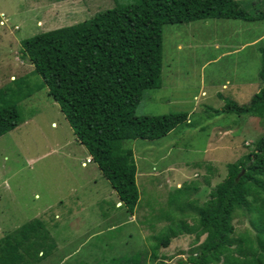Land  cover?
Returning <instances> with one entry per match:
<instances>
[{"label":"rangeland","instance_id":"1","mask_svg":"<svg viewBox=\"0 0 264 264\" xmlns=\"http://www.w3.org/2000/svg\"><path fill=\"white\" fill-rule=\"evenodd\" d=\"M127 1L132 0H0V86L21 75L39 80L22 55L21 38ZM240 1L248 12L264 6V0ZM263 32L264 19L163 25L162 84L143 90L134 113L185 111L187 118L162 137L121 142L132 150L136 166L139 196L132 214L119 206L96 165L85 162L83 145L46 88L21 100L24 120L0 135V237L40 219L54 248L34 264H108L112 256L147 249L149 236L167 222L157 216L166 209L168 192L190 183L196 189L188 197L205 200L225 175L226 163L245 159L264 134V117L223 110L227 99L244 104L258 91ZM250 215L233 217L236 231H252ZM192 239L182 233L158 253L171 262L184 258L194 246Z\"/></svg>","mask_w":264,"mask_h":264},{"label":"trees","instance_id":"2","mask_svg":"<svg viewBox=\"0 0 264 264\" xmlns=\"http://www.w3.org/2000/svg\"><path fill=\"white\" fill-rule=\"evenodd\" d=\"M241 2L132 0L21 38L22 55L39 80L31 82L21 75L0 86V135L24 120L19 102L45 87L77 142L114 190L119 206L132 214L139 196L136 166L132 150L121 142L162 137L187 118L185 111L134 113L143 90L162 84L163 25L206 18L264 19V6L248 12ZM258 50V91L244 104L227 99L224 112L264 117V49ZM225 168L223 178L201 202L188 197L195 185L183 182L174 187L167 194L166 209L157 216L167 222L149 236L148 248L112 256L108 264H264V134L245 159L228 162ZM244 212L251 213L247 222L252 231H236L232 223ZM182 233L193 235L194 246L186 257L167 261L158 248ZM53 248L44 224L34 218L0 237V264H34Z\"/></svg>","mask_w":264,"mask_h":264},{"label":"clouds","instance_id":"3","mask_svg":"<svg viewBox=\"0 0 264 264\" xmlns=\"http://www.w3.org/2000/svg\"><path fill=\"white\" fill-rule=\"evenodd\" d=\"M89 161H91V157L88 155V156L86 157L85 162H89ZM83 163H84V162H83ZM83 163H82V164H83ZM118 204H120V202H119Z\"/></svg>","mask_w":264,"mask_h":264},{"label":"crops","instance_id":"4","mask_svg":"<svg viewBox=\"0 0 264 264\" xmlns=\"http://www.w3.org/2000/svg\"><path fill=\"white\" fill-rule=\"evenodd\" d=\"M263 34H264V32H263ZM262 38H264V36H263V37H261V39H262ZM259 39H260V38H259ZM224 88H225V87L223 86V89H224ZM234 101H235V102H237L235 99H234ZM169 132H170V131H169ZM169 132H168V133H169ZM86 155L88 156V154H87V153H86ZM81 163H83V161H82Z\"/></svg>","mask_w":264,"mask_h":264}]
</instances>
